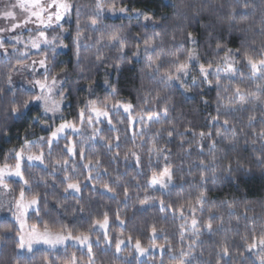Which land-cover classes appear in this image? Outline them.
<instances>
[{
  "label": "clouds",
  "instance_id": "9594fccd",
  "mask_svg": "<svg viewBox=\"0 0 264 264\" xmlns=\"http://www.w3.org/2000/svg\"><path fill=\"white\" fill-rule=\"evenodd\" d=\"M0 264H264V0H0Z\"/></svg>",
  "mask_w": 264,
  "mask_h": 264
}]
</instances>
